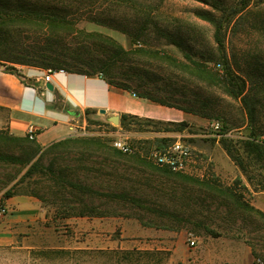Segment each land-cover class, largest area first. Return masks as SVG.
I'll use <instances>...</instances> for the list:
<instances>
[{"label": "rangeland", "instance_id": "obj_1", "mask_svg": "<svg viewBox=\"0 0 264 264\" xmlns=\"http://www.w3.org/2000/svg\"><path fill=\"white\" fill-rule=\"evenodd\" d=\"M0 1L58 8L69 4ZM72 6L82 18L80 29L111 37L126 51H142L119 62L111 60L118 75L107 76L108 82L121 79L138 92L146 86L162 98H184L199 114H191L183 132L167 122L121 118L117 124L92 122L88 131L93 135L76 137L99 139L117 150L113 143L122 142L133 150L129 155L138 154L144 164L83 155L66 146L0 145V201L9 192L32 195L51 217L32 241L0 249V264H255V250L264 261L262 221L156 169L165 168L159 155L171 154L184 175L223 187L241 180L246 203L264 212V197L257 195L264 192H256L264 184V167L249 164L250 183L220 144L222 139L233 140L234 154L247 163L240 146L252 135V125L264 139V0H73ZM91 19L127 28L136 24L131 32L138 38ZM45 47L40 36L28 30L0 27V62L70 72L61 65L41 69L6 61H27L28 52ZM72 47L80 49L82 44ZM193 62L215 74L219 64L223 74L227 65L248 82L253 124L242 97L234 99L221 87L200 81Z\"/></svg>", "mask_w": 264, "mask_h": 264}, {"label": "trees", "instance_id": "obj_2", "mask_svg": "<svg viewBox=\"0 0 264 264\" xmlns=\"http://www.w3.org/2000/svg\"><path fill=\"white\" fill-rule=\"evenodd\" d=\"M48 3H61L60 0H46ZM73 0H66L69 4L65 3L63 8H58L56 6H48L38 4H25L23 2H2L0 1V27H16L20 30H28L34 36H40V43L44 44L45 48H40L36 52H31L27 54L29 58L26 60H6L13 64H20L22 66H31L39 67L41 69H47L48 67L54 65H61L68 69L71 73H82L88 76L102 75L107 81L110 79H115V76L118 75L114 72V67L111 64L113 62L121 61L125 56H134L137 53H141V50H129L126 51L118 42L113 38L98 34V33H89L85 30H82L78 27L79 22L82 21V18L78 16V13L75 12L72 6ZM64 5V4H63ZM89 22H95L100 25H105L112 29L119 30L125 34L130 35L133 39L138 37L134 36L137 33H133V28L119 27L114 25L107 20H89ZM130 29V31L128 30ZM136 30V29H135ZM218 38H219V32ZM80 40L79 42H76ZM81 42L82 47L80 49L72 47V45L79 44ZM221 43V42H220ZM160 54V53H158ZM21 55V54H20ZM161 55V54H160ZM22 56H24L22 54ZM26 57V56H24ZM161 59H170L165 55H162ZM2 66H10L4 62H0ZM194 73L196 77L205 82L208 86H219L232 98L240 99L242 97V102L244 109L246 111L247 117L250 122L253 124L255 121V108L250 102V96L248 94V82L243 78L236 76L231 68L227 65L224 66V74L218 72L219 74L210 73L207 68L200 64L193 62ZM220 65V64H219ZM12 70H16L14 65L9 67ZM48 70H60L57 68ZM90 71V72H87ZM89 73V74H88ZM222 73V74H221ZM112 86L134 92L137 97L149 100L156 104H159L164 107L176 108L187 114L198 115L199 111L194 108L185 105L184 98L182 100L172 97L162 98L159 97L156 91H152L144 87L143 92H138L136 89L132 90L129 86L121 83V79H118L117 82H109ZM261 85V86H260ZM256 87L258 89L264 90V83ZM253 88L254 83H252ZM260 86V88H259ZM253 91V90H252ZM256 102V101H254ZM189 103V102H188ZM204 117L209 118L208 115L202 114ZM137 119L136 117L123 116L122 119ZM170 125L178 127V132H183L188 129L189 124L187 122L174 123L167 122ZM251 124V125H252ZM252 135L241 141L240 149L243 150V153L246 155L247 163L239 156L235 155L236 152L233 140L222 139L220 144L223 149L229 155V157L235 162V164L243 171L246 175L248 181L253 183V177L248 175L247 169L249 164H253L254 167L260 165L264 167V139L259 138L260 134L256 133L252 125ZM13 142H20L27 146H35L41 149L36 140L31 141L28 137L19 138L13 135H10L9 132L6 134L5 130L0 131V145L11 146ZM71 147L76 151H82L83 155H103L105 158H111L116 160L128 159L129 161L146 163L145 159L141 158L138 154L129 155L120 150L112 148L105 142L99 139H78L70 138L53 144L50 148H65ZM72 149V150H73ZM169 161L171 164L160 162L161 166L165 168L156 169L160 171L165 176L170 178L180 179L188 184H192L196 187L203 188L214 194L218 195L224 201L232 204L235 209L241 213L254 216L264 223V212L251 206V204L246 203L245 198L239 188V185L242 183L241 180L235 182L234 186L223 187L219 185L216 181L212 180L209 182L201 181L198 178H193L187 175H184L183 170L180 169V162L176 161V156H169ZM147 165V164H145ZM264 169V168H263ZM70 185L73 187H79L76 184L70 182ZM81 188V187H80ZM246 189V188H245ZM264 192V184H259L256 192ZM92 192V190H91ZM97 194V192H92ZM101 195V194H100ZM107 196V194H105ZM14 195L12 192L6 194L5 199H10ZM110 196V195H109ZM115 198H121L124 196L112 195ZM255 257V264H257L258 254L255 250L253 253ZM258 258V259H257Z\"/></svg>", "mask_w": 264, "mask_h": 264}, {"label": "crops", "instance_id": "obj_3", "mask_svg": "<svg viewBox=\"0 0 264 264\" xmlns=\"http://www.w3.org/2000/svg\"><path fill=\"white\" fill-rule=\"evenodd\" d=\"M9 67L0 65V131L25 138L33 127L37 130L36 142L44 148L76 138L92 122L114 123L128 116L181 123L191 117L114 87L98 75H56L47 83L53 86L50 91L43 82L44 71L27 67H16L14 71ZM257 195L264 197V193ZM3 203L10 213L0 218V249L32 241L51 218L42 202L32 195H15Z\"/></svg>", "mask_w": 264, "mask_h": 264}, {"label": "built area", "instance_id": "obj_4", "mask_svg": "<svg viewBox=\"0 0 264 264\" xmlns=\"http://www.w3.org/2000/svg\"><path fill=\"white\" fill-rule=\"evenodd\" d=\"M217 69L222 72V67L221 65H218L217 66ZM66 71L65 70H48V71H45V76H44V85L47 84V83H51L52 79L54 78V76L56 75H60V74H65ZM100 78H104L102 75H98ZM89 135H93L91 134L88 130H84L82 132L79 133V136H89ZM36 136H37V130L33 127H31L29 130H28V134H27V137L31 140V141H35L36 140ZM113 145L118 148L120 151L126 153V154H130V153H133V150L126 146L125 144H123L122 142H115L113 143ZM178 149H180V145L177 144L176 146ZM169 156H172L171 154H160L159 155V161L162 162V163H168V164H171V162L169 161ZM159 162V164H161ZM182 167L180 166V169ZM10 213V208H8L4 203L3 201H0V218H4L6 217L8 214ZM190 245L192 247H195L196 246V242L194 240H191L190 241ZM257 264H264V261L261 260V259H258L257 260Z\"/></svg>", "mask_w": 264, "mask_h": 264}, {"label": "water", "instance_id": "obj_5", "mask_svg": "<svg viewBox=\"0 0 264 264\" xmlns=\"http://www.w3.org/2000/svg\"><path fill=\"white\" fill-rule=\"evenodd\" d=\"M46 86V88L48 89V90H50V91H52L53 90V86L51 85V84H46L45 85ZM103 113H105L104 111H103ZM114 123H118V119H115L114 120Z\"/></svg>", "mask_w": 264, "mask_h": 264}]
</instances>
